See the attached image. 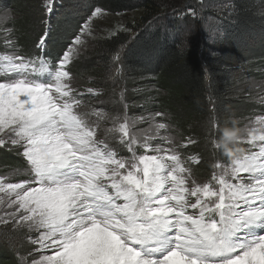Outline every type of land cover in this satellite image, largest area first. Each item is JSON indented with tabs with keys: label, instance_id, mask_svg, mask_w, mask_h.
Returning a JSON list of instances; mask_svg holds the SVG:
<instances>
[{
	"label": "snow or ice",
	"instance_id": "6c2138e0",
	"mask_svg": "<svg viewBox=\"0 0 264 264\" xmlns=\"http://www.w3.org/2000/svg\"><path fill=\"white\" fill-rule=\"evenodd\" d=\"M57 3L41 0L42 34L31 56L21 54L8 26L12 10L0 12V149L26 165L0 175V235L10 247H18L14 235L32 246L16 253L19 264H264V114L243 118L227 153L221 142L229 129L213 118L212 148L227 161L198 181L189 164L200 158L179 150L197 141H175L166 113L130 115L123 90L120 107L109 113L85 99L102 89L74 85L72 66L104 9L95 8L57 58H49ZM199 4L188 14L203 20L213 5ZM215 7L221 14L238 10L232 0ZM256 14L264 16V5ZM220 35L213 28V38ZM112 64L115 82L120 52ZM257 96L264 105V86Z\"/></svg>",
	"mask_w": 264,
	"mask_h": 264
},
{
	"label": "trees",
	"instance_id": "16d2710c",
	"mask_svg": "<svg viewBox=\"0 0 264 264\" xmlns=\"http://www.w3.org/2000/svg\"><path fill=\"white\" fill-rule=\"evenodd\" d=\"M58 1L62 4L61 6L66 2V0ZM73 1L86 2L89 12L97 7L115 13L135 8L145 10L142 17L143 26L136 34L129 35L120 32L103 41L102 64L104 63L103 65L110 69L114 66L112 57L116 52H120L122 73L115 82L102 78L100 88L104 92V97L103 95L100 97L106 98L108 102V98L113 96L116 102L118 98L116 93L122 85L123 89H126L127 100L132 104L143 102L147 96L156 98L159 100L158 106L154 104H146L144 107L141 104L140 106L139 104L131 105L128 108L129 114L139 115V112H142L140 115H147L149 112L156 111L173 112L175 113L173 122L177 138H184L189 133L187 126H191L193 120V123L206 120L207 129L199 133L202 137L201 143L185 147L183 152L187 154L197 152L202 155L199 164L191 165L201 181L207 180L215 161H227V156L221 150L212 148L209 130L214 122L213 118L218 120L221 128L234 130V128L244 126L246 123L244 117L257 115L264 109V105L259 103L257 96L260 92L259 86L264 84V73L260 72L261 67L264 66V16L256 14L260 6L264 5V0H232L238 10L231 15L227 11L221 14L220 10L215 7V4L226 2V0H204L206 5H213L202 11L207 28L193 36L189 42H187L188 38L182 42L183 35L180 32L185 23L181 24V22L196 20L188 14V9H197L195 3L199 6V0H143L139 3L137 0ZM5 9H11L15 17L10 25L16 28L15 37L20 42L19 46L27 45L25 40L30 44L36 43L35 40L42 34V29L33 33V37L28 35V31L40 24L41 0H0V12ZM168 11L176 12V14L172 19L160 22L162 14ZM34 14H38L35 21H32L34 23L30 22L31 19L28 21L31 27L27 24V17L23 16L30 17ZM17 15L21 17L16 18ZM57 23V31L60 26H63L59 32L66 35V40H69L79 29V27L72 28L66 24L63 25L60 20ZM216 27L220 29L221 35L211 40L212 30ZM63 46L61 49L55 47V51L53 49L56 57L64 49L65 46ZM28 49L24 47L23 51ZM149 77L155 79L153 85L157 84L163 91L160 92L155 88L151 91L147 85ZM253 83L258 87H250ZM113 88L116 89L115 93L112 91ZM213 104L215 112L212 111ZM116 111L114 109V112ZM234 121L238 122L234 123ZM176 125L180 126L179 133ZM2 150L0 149V155ZM11 154L8 153L4 159H12L14 160L12 164H16L17 160L13 156L10 157ZM7 166L9 165L6 164ZM5 242L7 240L0 235V264L10 262L18 264L15 254L6 252L2 248ZM3 256L6 259L2 258Z\"/></svg>",
	"mask_w": 264,
	"mask_h": 264
},
{
	"label": "rangeland",
	"instance_id": "374dc122",
	"mask_svg": "<svg viewBox=\"0 0 264 264\" xmlns=\"http://www.w3.org/2000/svg\"><path fill=\"white\" fill-rule=\"evenodd\" d=\"M140 1L142 2L143 0H137L138 3ZM61 5L62 4H60L58 1L57 6L55 8L54 16L52 17L53 25L55 26L56 31L53 35L52 43H50L48 45V50L51 53H54L53 49L55 51V47L57 49H61L62 45L66 46L69 43V40H66L67 39L66 35L65 34L63 35L62 32H59L62 30L63 26H60V28H58L59 31H57L56 26L58 25L57 22L59 20L61 21V23L63 25L66 24L72 28L73 27L78 28L87 20V18L94 11L93 10L92 12H89V8H88L86 2L82 3V2H76L73 0H71V1L69 0L67 2V0H66L65 4L63 6H61ZM195 5L197 7V10H199L200 5L198 6L196 3H195ZM99 8H101V7H99ZM102 9L105 10V14H102L100 17L93 19V21H92L93 35L91 37L85 38L86 44L84 46V49L82 50L79 57L75 60L74 65L72 66V71L74 74L73 83L81 91L86 90L88 87L101 89L100 87L102 86L101 85V80H103L102 78H104V79L107 78L108 81H112V79H110L109 77L112 74V69L114 68V66L110 67V69H107L108 67L103 65L104 63L102 64V62H101L102 61V55L104 53V50L102 48L103 41L113 37L111 35V33L113 31H115L116 34L122 32V33H128L129 35H134L143 26L142 17L144 16V13H145V10L143 8H135L133 10L121 12V13L111 12L105 8H102ZM174 14H176V12L172 13L171 11H168L166 13H163L161 16L162 20H160V22L164 21V20L172 19ZM37 15L38 14H34V16L30 15V17L24 15L23 17H25V18L27 17V24H29V26L32 27V25L28 21H30V19H31L30 22L34 23L32 21H35V18L37 17ZM20 17L21 16L17 15L16 18H20ZM183 23H185V24H183ZM181 24H183V26H182L183 29L180 32L183 35L182 36V42H185L187 40V38H188L187 42H189L193 36L198 35V33H200L202 30L205 31L207 28V24H205V21L201 20L199 18H196L195 21L189 20L188 22H185L183 20L181 22ZM121 25L123 26V29H129L130 31H124L120 27ZM8 26L14 28V34L16 35L17 34L16 28L10 24ZM70 27H69V29H70ZM38 29H42L41 21H40L39 25L33 26L31 29H29L28 35L33 37V35H34L33 33H36L38 31ZM0 35H2V33H0ZM2 36L0 37V40H2ZM210 39L213 40L215 38H213V36L211 35ZM35 41H37V40H35ZM25 42L27 43V45H23V47H20L19 46L20 42L17 41L19 48H21V49H23L24 47L29 48L28 50L25 51L27 53L35 51V43L30 44V43H28L29 41L27 42L26 40H25ZM3 51H4V48L2 46V43H0V52H3ZM51 56L52 55H49L50 59H51ZM78 69H80V70H78ZM260 72L264 73V66L261 67ZM154 80L155 79H153L152 77L148 78L149 83H147V85H149V87H150L149 89H151V91H152L155 88L156 90H159L160 92L163 91L162 89H160L157 86V84L153 85L155 83ZM260 86H264V84H261ZM123 88L124 87H122V85H121V87L119 88V90L117 91L116 94H118L121 90H123L124 95H125V102L128 104L129 107L131 105H138V104H139V106L141 104V106H143V107L146 104H154L156 106L159 105V100H157L156 98H152L151 96H147L144 99V101L141 103L138 102L137 104H132V102L127 100L126 89L124 90ZM134 90H136V89H134ZM103 97H104V95H103ZM103 97L102 98L100 96L99 97H90V96L86 95L85 99H86V101L90 102L91 106H93L95 108L103 109L104 111L109 112V113H114V109L117 110L120 107L119 105H117L115 103V98L113 96H110V98H108V102L112 101L110 104L107 102L106 98H103ZM118 99H119V96H118L117 100ZM97 100L104 101V103H97ZM176 104H177V101H176ZM240 107H243V106H240ZM152 113H154V112H152ZM140 114H142V112H139V115ZM174 114L175 113H173V112L166 113V121L165 122L169 123L172 126V128H173L172 135H173V138L175 139V141H177L178 143H183L185 141V138L191 137L192 139L196 140L197 143H201L200 141H201L202 137L199 136V133L201 134L207 129V121L204 120L201 122V120H199L200 122L196 121V123H193L194 120L192 122L190 121L191 126H187V129H189V133H187V135H185L184 138H177L175 135V131H176L175 128L176 127H175V123L173 122L175 119ZM259 114H264V109H263V111L259 112ZM188 123H189V121H188ZM176 126H177V132L179 133L180 126H178V125H176ZM192 145L193 144H189L187 146V148L192 146ZM242 146H244V148L248 147L247 144L240 145V147H242ZM116 147L119 149L121 155H127L126 149L122 148L119 145H116ZM184 148L185 147H183L179 150L182 152V154L185 158H187L188 156H194V157L198 156L200 158V161H201L202 155L200 153L198 154L197 152H189L187 154V153L183 152ZM221 152H223V150H221ZM8 153H12L10 155V157L13 156V158H15L17 160L18 164L17 163L12 164V161H14L12 159H10V160L4 159L5 158L4 156H7ZM14 155H16V156H14ZM216 162L217 161H215V163ZM191 163L192 162H190V164H189L190 167H192ZM6 164H8L9 166L6 167ZM25 167H26L25 161L23 160L22 157L15 154V152H9V151L2 150V153L0 155V175H6L9 173L10 170H12L14 168H18L21 171H23ZM192 169H193V174L196 177V179L198 181H201V178L196 176V174H195L196 170H194V168H192ZM211 172H210V175H211ZM24 178H25L24 176L17 177V179H24ZM14 239H15V242L18 245V247L17 248L10 247L8 242H5L4 246L2 248H4V250L6 252L14 253L16 258H17V254H16L17 252H19L22 255H26L27 252L31 250L32 246L24 239V237L22 235H14ZM2 258L6 259L5 256H3ZM17 260H18V258H17ZM17 263L19 264V260ZM9 264H14V263L10 262Z\"/></svg>",
	"mask_w": 264,
	"mask_h": 264
},
{
	"label": "clouds",
	"instance_id": "9594fccd",
	"mask_svg": "<svg viewBox=\"0 0 264 264\" xmlns=\"http://www.w3.org/2000/svg\"><path fill=\"white\" fill-rule=\"evenodd\" d=\"M234 130H227L225 133V137L223 139L222 143V148L223 150L227 153V152H233V148H232V133Z\"/></svg>",
	"mask_w": 264,
	"mask_h": 264
}]
</instances>
